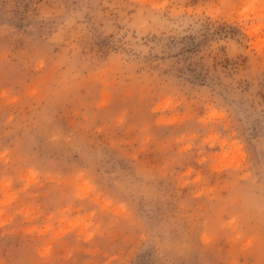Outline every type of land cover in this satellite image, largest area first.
Returning a JSON list of instances; mask_svg holds the SVG:
<instances>
[{
	"label": "rangeland",
	"instance_id": "1",
	"mask_svg": "<svg viewBox=\"0 0 264 264\" xmlns=\"http://www.w3.org/2000/svg\"><path fill=\"white\" fill-rule=\"evenodd\" d=\"M0 264H264V0H0Z\"/></svg>",
	"mask_w": 264,
	"mask_h": 264
}]
</instances>
